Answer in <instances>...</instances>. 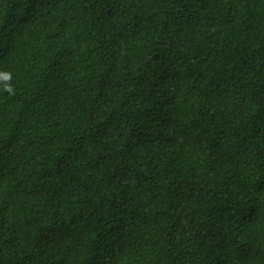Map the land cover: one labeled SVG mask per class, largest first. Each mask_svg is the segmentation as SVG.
<instances>
[{"label": "trees", "instance_id": "16d2710c", "mask_svg": "<svg viewBox=\"0 0 264 264\" xmlns=\"http://www.w3.org/2000/svg\"><path fill=\"white\" fill-rule=\"evenodd\" d=\"M0 264H264V0H0Z\"/></svg>", "mask_w": 264, "mask_h": 264}]
</instances>
